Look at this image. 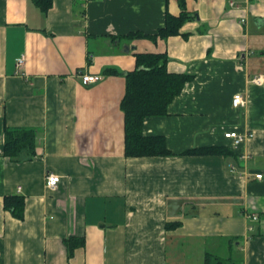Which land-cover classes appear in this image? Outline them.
I'll return each mask as SVG.
<instances>
[{"label":"crops","instance_id":"obj_1","mask_svg":"<svg viewBox=\"0 0 264 264\" xmlns=\"http://www.w3.org/2000/svg\"><path fill=\"white\" fill-rule=\"evenodd\" d=\"M185 6L193 19L153 41L131 35L156 33L178 0H0V264H264V0ZM136 54L192 77L143 121L170 156L124 154ZM6 128L35 130L30 158L5 156ZM228 131L249 136L234 146Z\"/></svg>","mask_w":264,"mask_h":264},{"label":"trees","instance_id":"obj_2","mask_svg":"<svg viewBox=\"0 0 264 264\" xmlns=\"http://www.w3.org/2000/svg\"><path fill=\"white\" fill-rule=\"evenodd\" d=\"M52 0H35L42 11H47ZM252 1V0H251ZM178 16L166 14L164 26L152 35L134 33L133 38L165 39L178 35L182 25L192 20L186 11L185 0H178ZM136 67L126 74L125 94L120 102L124 114V151L127 157L170 156L162 136H145L142 133L143 121L150 116H161L167 106L179 94L184 84L192 77L188 74H172L166 70L167 58L164 55L136 54ZM35 130L28 128H6L3 151L11 159L19 158L22 153L30 158L35 149ZM187 154H212V148L187 151ZM24 201L21 196L4 197V207L16 218L23 216ZM211 257L205 264H211ZM216 259L212 264H222Z\"/></svg>","mask_w":264,"mask_h":264},{"label":"built area","instance_id":"obj_3","mask_svg":"<svg viewBox=\"0 0 264 264\" xmlns=\"http://www.w3.org/2000/svg\"><path fill=\"white\" fill-rule=\"evenodd\" d=\"M23 63V59H19L17 61V67H20V65ZM81 82L84 85H89V84H94L97 83L99 80H101L100 75L97 74H86V73H79ZM255 83H260L261 78L256 77L254 78ZM231 105L234 108H241L245 105V99L243 98V95L241 93H236L233 95L232 100H231ZM249 135L241 134L238 133L237 131H228L224 133L225 138H229L232 140V143L234 146L240 145L245 139H247ZM256 178L261 179L262 175L261 174H256ZM60 181L59 176L53 174V173H47L45 175V184L49 188H55ZM252 219H257L255 215L251 216Z\"/></svg>","mask_w":264,"mask_h":264}]
</instances>
